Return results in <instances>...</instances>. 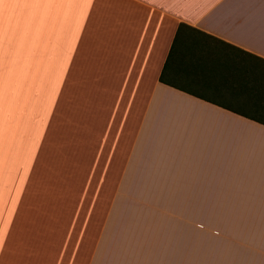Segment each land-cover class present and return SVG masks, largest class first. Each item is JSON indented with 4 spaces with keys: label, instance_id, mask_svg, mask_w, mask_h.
Segmentation results:
<instances>
[{
    "label": "crops",
    "instance_id": "crops-1",
    "mask_svg": "<svg viewBox=\"0 0 264 264\" xmlns=\"http://www.w3.org/2000/svg\"><path fill=\"white\" fill-rule=\"evenodd\" d=\"M0 126V264H264V0H0Z\"/></svg>",
    "mask_w": 264,
    "mask_h": 264
},
{
    "label": "rangeland",
    "instance_id": "rangeland-1",
    "mask_svg": "<svg viewBox=\"0 0 264 264\" xmlns=\"http://www.w3.org/2000/svg\"><path fill=\"white\" fill-rule=\"evenodd\" d=\"M44 34H43V44H26V64H27V106L29 112L33 111V115L30 116L33 123V136L36 134V100H37V82L39 79H50L51 76V67H52V37H51V18L48 15H45L44 22ZM40 63L43 66V74L41 77L37 78V68L40 66ZM50 81V80H48ZM51 85V81H50ZM49 85V89L51 86ZM12 94H11V137H10V154L13 161V164L19 165V155L21 148V126H20V117H21V100L24 97H21V91L19 85L16 86L13 80L12 82ZM24 94V90L22 92ZM23 96V95H22ZM7 125V123H6ZM9 130V128H8ZM8 132L5 136V127L0 126V174H3L4 170V159L5 154L8 152Z\"/></svg>",
    "mask_w": 264,
    "mask_h": 264
}]
</instances>
